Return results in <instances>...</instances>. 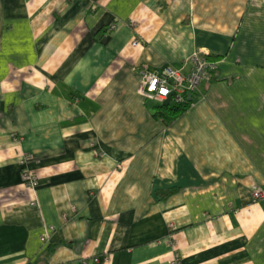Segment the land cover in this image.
Segmentation results:
<instances>
[{"label": "crops", "instance_id": "obj_1", "mask_svg": "<svg viewBox=\"0 0 264 264\" xmlns=\"http://www.w3.org/2000/svg\"><path fill=\"white\" fill-rule=\"evenodd\" d=\"M262 9L0 0V264H264ZM194 51L223 59L167 125L138 69Z\"/></svg>", "mask_w": 264, "mask_h": 264}, {"label": "built area", "instance_id": "obj_2", "mask_svg": "<svg viewBox=\"0 0 264 264\" xmlns=\"http://www.w3.org/2000/svg\"><path fill=\"white\" fill-rule=\"evenodd\" d=\"M190 59L193 64V70L190 73L185 74L183 72L184 67L176 68L173 66L168 67L163 74L150 73L141 82L142 84L139 86L140 93L149 99H158L157 101L160 103L167 100L170 96H173L172 100L174 103L184 101L187 94L192 93L196 89L208 72L210 71L211 73L212 70L217 68V61H207L204 58H200L197 53H194ZM146 88L147 90L145 91ZM36 182L35 178V184ZM252 195L255 200L264 201L263 189H253ZM178 253L179 251L176 250L171 264H181L180 254Z\"/></svg>", "mask_w": 264, "mask_h": 264}, {"label": "rangeland", "instance_id": "obj_3", "mask_svg": "<svg viewBox=\"0 0 264 264\" xmlns=\"http://www.w3.org/2000/svg\"><path fill=\"white\" fill-rule=\"evenodd\" d=\"M262 11H264V9H262ZM262 15H263V13H262ZM264 16V15H263ZM136 21L134 22V23H131V26H133V27H136ZM254 26V25H253ZM112 28L114 29L115 28V25H112ZM254 28H255V30L256 29H264V22H261L260 24H258V25H255L254 26ZM256 32H257V34H258V31L256 30ZM139 43H141L140 42V39H135L134 41H133V44L134 45H139ZM194 53H197V55L200 57V58H204V59H206L207 61H209V60H212V59H210L209 57H208V55L207 56H201L197 51H194L190 56H188L184 61H183V63H182V65H180V67H176V68H181V67H184L183 68V72L185 73V74H187V73H190L192 70H193V64H192V62H191V57H192V55L194 54ZM217 56H221L220 58L221 59H219L216 63H217V67H218V65L220 64V62H221V60L223 59V56L222 55H217ZM203 60V59H202ZM170 66H173V65H170V64H168V65H165L164 66V68L161 70L162 72H160V74H163L164 73V71H166V69L168 68V67H170ZM174 67V66H173ZM217 69V68H216ZM138 73H139V75H140V77H141V79H140V83H139V86H141V82L150 74V73H157V72H154L153 70H151V69H148V68H139L138 69ZM212 77V74L210 73V71L208 72V74L206 75V77L200 82V84L196 87V89L195 90H193L192 91V94H193V96L195 97L196 96V94H198V93H201L202 92V85H203V83L204 82H208L209 80H210V78ZM139 88L140 87H138V91H139ZM143 90H144V88H143ZM147 90V88L145 89V91ZM139 93H140V91H139ZM141 94V93H140ZM143 97H145L146 99H148V100H152V101H155V102H157L158 104H159V102L157 101L158 99H149V98H147V96H145V95H143V94H141ZM173 95V94H172ZM168 99V98H167ZM162 104H163V102H161ZM163 105H165V104H163ZM168 105H170V104H168ZM168 105H165V106H168ZM156 111V110H155ZM22 176H23V181L27 184V185H29V186H31V187H35L36 185H37V183H38V178H37V175H36V173L32 170V169H25L24 170V172H23V174H22ZM35 178H36V180H37V182H36V184H35ZM258 202H264V201H261V200H258ZM179 254V253H178ZM173 258H174V253H173V257H172V260H173Z\"/></svg>", "mask_w": 264, "mask_h": 264}, {"label": "trees", "instance_id": "obj_4", "mask_svg": "<svg viewBox=\"0 0 264 264\" xmlns=\"http://www.w3.org/2000/svg\"><path fill=\"white\" fill-rule=\"evenodd\" d=\"M208 57L212 60L210 61H218L219 59H221V56H216V55H208ZM216 70H212L211 74L212 77L210 78L209 81H214V76H215ZM193 100H189L188 97H186V99L182 102H178V103H172L168 106H165L163 104L157 106L156 108L157 110V116L160 117L161 119L164 120V122L167 125H170L171 123H173V121H175L176 119H178L179 117H181L185 112L188 111V109L191 107V105L193 104ZM176 189H172V190H168L167 191V195L175 192ZM165 198V197H163Z\"/></svg>", "mask_w": 264, "mask_h": 264}, {"label": "bare ground", "instance_id": "obj_5", "mask_svg": "<svg viewBox=\"0 0 264 264\" xmlns=\"http://www.w3.org/2000/svg\"><path fill=\"white\" fill-rule=\"evenodd\" d=\"M134 22H135V21H131V23H134ZM115 28H116V27H115ZM190 94H192V93H189V94H187V96H186V97H188V99H189V95H190ZM192 95H193V94H192ZM172 97H173V96H170V97H169V98H171V100H170V103H169V104H172V103H174V102H173V100H172ZM169 98H168V99H169ZM168 99H167V100H168ZM193 99H194V96L192 97V99H191V100H193ZM167 100H165V101L163 102V104H164V103H165ZM189 100H190V99H189ZM159 104L161 105L162 103H160V102H159Z\"/></svg>", "mask_w": 264, "mask_h": 264}, {"label": "water", "instance_id": "obj_6", "mask_svg": "<svg viewBox=\"0 0 264 264\" xmlns=\"http://www.w3.org/2000/svg\"><path fill=\"white\" fill-rule=\"evenodd\" d=\"M192 97H193V95L190 94V95H189V99L191 100ZM170 100H171V98H169L164 104H165V105H168V104L170 103ZM153 112H154V111H153Z\"/></svg>", "mask_w": 264, "mask_h": 264}]
</instances>
